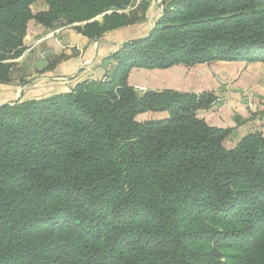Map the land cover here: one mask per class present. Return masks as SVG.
Returning <instances> with one entry per match:
<instances>
[{"label":"trees","instance_id":"obj_1","mask_svg":"<svg viewBox=\"0 0 264 264\" xmlns=\"http://www.w3.org/2000/svg\"><path fill=\"white\" fill-rule=\"evenodd\" d=\"M165 1L103 78L0 104V264H264V136L229 148L198 115L213 94L128 83L133 68L264 61V0ZM134 2L0 0V84L30 20L98 40L142 20L119 13ZM149 111L169 115L137 119Z\"/></svg>","mask_w":264,"mask_h":264},{"label":"crops","instance_id":"obj_2","mask_svg":"<svg viewBox=\"0 0 264 264\" xmlns=\"http://www.w3.org/2000/svg\"><path fill=\"white\" fill-rule=\"evenodd\" d=\"M47 9L44 2L32 5L34 14ZM139 24L113 30L98 40H91L78 32L75 28L78 24L49 29L32 19L24 40L26 50L15 60L14 71H18L19 76L15 82L20 85L22 78L28 80L22 92H25L26 99H32L69 91L84 79H101L113 64L110 55L124 42L145 36L152 26H144L143 22ZM52 32L55 33L51 35ZM128 83L140 95L145 92L137 90L139 87L145 91L213 94L216 98L213 104L199 109L198 115L212 126L231 130L225 140L229 148L235 147L251 133L264 136V123L258 119L256 107L250 106L252 101L257 102L264 97L262 60L217 59L167 69L133 68ZM16 97L18 99V94ZM5 101L0 104L8 102ZM168 115L167 111H149L138 115L137 119L145 121Z\"/></svg>","mask_w":264,"mask_h":264},{"label":"rangeland","instance_id":"obj_3","mask_svg":"<svg viewBox=\"0 0 264 264\" xmlns=\"http://www.w3.org/2000/svg\"><path fill=\"white\" fill-rule=\"evenodd\" d=\"M142 5H147V7L144 8L143 10L144 6ZM167 6H169V4L165 0H135L133 5L128 7L126 10H120L119 13H128V15L133 13L138 18H142V20L138 21L137 23L140 22V24H142L143 22L144 26L149 27L151 25H154L155 21L158 19V17L161 15V13L164 11V9ZM13 76H14L13 78L14 80L12 79V81L9 84H7L9 86L0 84V103H2L5 100L8 102L16 101L17 94H18V98L22 97L23 99H26L25 98L26 96L24 95L25 92L20 93L19 89L22 88L29 81L21 77L22 78L20 81L21 83L20 85H18L17 82H15V80H18L19 77L18 71H16ZM148 120H152V119L149 118Z\"/></svg>","mask_w":264,"mask_h":264},{"label":"built area","instance_id":"obj_4","mask_svg":"<svg viewBox=\"0 0 264 264\" xmlns=\"http://www.w3.org/2000/svg\"><path fill=\"white\" fill-rule=\"evenodd\" d=\"M56 32H59V31H56ZM55 32H52L51 35H53ZM137 90L141 91V92H146L143 87H139L137 88ZM250 97L253 96L252 93L249 94ZM251 107H256L257 109V116H258V119L264 123V97H262L261 99H258L257 102H254L252 101Z\"/></svg>","mask_w":264,"mask_h":264},{"label":"water","instance_id":"obj_5","mask_svg":"<svg viewBox=\"0 0 264 264\" xmlns=\"http://www.w3.org/2000/svg\"><path fill=\"white\" fill-rule=\"evenodd\" d=\"M24 90V87L23 88H21V90H20V92H22ZM4 104V103H3Z\"/></svg>","mask_w":264,"mask_h":264}]
</instances>
